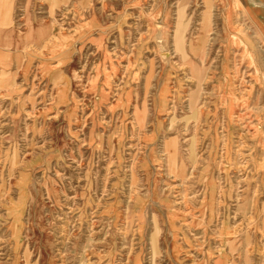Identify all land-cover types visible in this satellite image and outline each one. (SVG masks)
Listing matches in <instances>:
<instances>
[{
    "label": "rangeland",
    "instance_id": "obj_1",
    "mask_svg": "<svg viewBox=\"0 0 264 264\" xmlns=\"http://www.w3.org/2000/svg\"><path fill=\"white\" fill-rule=\"evenodd\" d=\"M4 17L0 264H264V0Z\"/></svg>",
    "mask_w": 264,
    "mask_h": 264
},
{
    "label": "bare ground",
    "instance_id": "obj_2",
    "mask_svg": "<svg viewBox=\"0 0 264 264\" xmlns=\"http://www.w3.org/2000/svg\"><path fill=\"white\" fill-rule=\"evenodd\" d=\"M6 19H7V17H4L3 18V20H2V22H1V24H0V30H2L3 29V27H5L4 25H6ZM233 44V43H232Z\"/></svg>",
    "mask_w": 264,
    "mask_h": 264
}]
</instances>
